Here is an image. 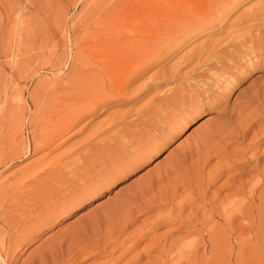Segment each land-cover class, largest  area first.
Segmentation results:
<instances>
[{
	"label": "rangeland",
	"instance_id": "obj_1",
	"mask_svg": "<svg viewBox=\"0 0 264 264\" xmlns=\"http://www.w3.org/2000/svg\"><path fill=\"white\" fill-rule=\"evenodd\" d=\"M224 1L210 23L170 10L161 42L125 24L133 80L93 112L88 63L125 0H0V264H264V69L237 79L264 63V0Z\"/></svg>",
	"mask_w": 264,
	"mask_h": 264
},
{
	"label": "bare ground",
	"instance_id": "obj_2",
	"mask_svg": "<svg viewBox=\"0 0 264 264\" xmlns=\"http://www.w3.org/2000/svg\"><path fill=\"white\" fill-rule=\"evenodd\" d=\"M223 1L224 3H226L224 0H125V7L123 6V4H121L119 7H114L111 10L107 11L105 13V15H103L102 20H101V33H99V42L95 51V57H93V63L90 62H86L91 66H94V69H96L97 71V75L95 74L94 77L96 76V89H95V102L93 104V106L89 109L91 111H95L97 108H99L98 106H100L101 104L105 103L106 101H110L113 100V96H109L108 93H106V89L109 87H112L111 89H116V87L120 86L123 84V82H127V80L130 79L131 76H125V60L123 59H119L118 56L120 54V50H119V46L121 44H126L129 43L127 42V39H125V30H127V24H130L131 26L133 25V27H137V28H144L143 30H147L148 36L154 37L155 39H151V40H159L161 42V40L164 39V37L159 36L158 34V22L159 19H161V17L163 15H165L167 12H169L172 9H180L183 8L184 10H188L189 8H191L193 11H195V14L192 15H187L186 19L189 21V23L192 22H197L199 23H204V22H211L212 19H214L216 21L215 18H219L220 16H222V11L220 12L218 9V4L219 6H221V8L224 7V4L221 2ZM234 1V0H233ZM232 1V2H233ZM124 2V1H123ZM230 2L228 5L229 7H231L232 4L235 5V3ZM236 2V1H235ZM240 2V1H239ZM238 5V4H237ZM240 5V4H239ZM212 6H216V8L213 10ZM112 7V6H111ZM239 7V6H238ZM232 9V7H231ZM236 9V8H234ZM233 9V10H234ZM250 10V9H249ZM197 11L200 12H205L204 13H199L196 14ZM21 15V14H20ZM181 20V19H180ZM60 22V21H59ZM188 23V22H187ZM196 23V24H197ZM125 24H126V28H125ZM171 24V23H169ZM195 24V23H194ZM180 25V24H178ZM260 25V24H259ZM130 26V27H131ZM194 26V25H193ZM262 26V24L260 25ZM259 26V28H260ZM132 27V28H133ZM166 27V25H165ZM164 27V28H165ZM181 27V26H180ZM179 27V30H180ZM167 28V27H166ZM171 28V27H170ZM178 28V27H177ZM185 28V27H184ZM188 28V27H187ZM131 29V28H130ZM168 29V28H167ZM172 29V28H171ZM183 29V28H182ZM191 29H193L190 25L189 29L187 31L191 32ZM251 29V28H250ZM142 30V31H143ZM170 30V29H169ZM177 30V29H176ZM184 30V29H183ZM195 30V29H194ZM255 31L257 29H254ZM131 31V30H130ZM172 30H170L171 32ZM181 31V30H180ZM179 31V32H180ZM129 32V31H128ZM169 32V33H170ZM173 32V31H172ZM176 31H174L175 33ZM186 32V31H184ZM188 32V33H190ZM165 33V32H164ZM173 33V35H175ZM178 33V32H177ZM182 32H180L179 34L181 35ZM187 33V32H186ZM187 33V34H188ZM192 33V32H191ZM243 33V32H242ZM245 33V32H244ZM251 33V32H250ZM138 34V33H137ZM141 34V33H140ZM186 34V35H187ZM252 34V33H251ZM168 35V34H167ZM184 35V34H183ZM250 35V34H249ZM164 36V35H163ZM246 36V34H245ZM127 37V36H126ZM146 37V36H145ZM167 37V36H166ZM171 37V36H170ZM187 37V36H186ZM189 37V36H188ZM172 38V37H171ZM184 38V37H183ZM245 38V37H244ZM248 38V37H247ZM166 39V38H165ZM169 39V38H168ZM146 39V41L142 42V45H146L149 43V41ZM253 40L254 43H252V47L256 48L259 47L262 49L264 48V32H262L261 30H259L256 35H251L250 37V41ZM126 41V42H125ZM129 41V40H128ZM171 43V40H169ZM178 41V40H177ZM165 42V41H162ZM168 42V41H167ZM226 42V41H225ZM158 43V42H157ZM242 43V42H240ZM238 43V44H240ZM130 44V43H129ZM128 44V46H129ZM134 44V43H133ZM163 44V43H162ZM245 44V43H244ZM125 45V46H126ZM132 45V43H131ZM136 45V44H135ZM174 45V44H173ZM214 45V44H213ZM219 45V44H218ZM250 45V44H249ZM133 46V45H132ZM162 46V45H160ZM157 47V46H155ZM164 47V46H163ZM201 47V46H200ZM176 48V47H175ZM202 48H205V45L202 46ZM199 48V49H202ZM234 48V46H233ZM238 47H236L237 49ZM259 48V49H260ZM164 49V48H163ZM207 49V48H206ZM218 49V48H217ZM251 49V48H250ZM257 49V48H256ZM159 50V49H158ZM161 50V49H160ZM203 50V49H202ZM231 50V49H230ZM235 50V49H234ZM252 50V49H251ZM255 50V49H254ZM200 51V50H199ZM198 51V52H199ZM204 51V50H203ZM239 51V50H238ZM245 51V50H244ZM158 52V51H156ZM197 52V53H198ZM217 52V51H216ZM152 53V52H150ZM159 53V52H158ZM222 53V51L217 52ZM202 54V52H201ZM225 54V53H224ZM151 56L147 57L142 65H139L140 72H143L144 70L147 69L146 67V63L149 62H154V61H159L157 58H154L153 56H155V54H150ZM195 55V53H194ZM198 55V54H197ZM196 55V56H197ZM200 55V54H199ZM227 55V54H226ZM245 55V54H243ZM158 57V55H157ZM199 57V56H198ZM197 57V58H198ZM244 57V56H243ZM181 58V57H180ZM187 58V57H186ZM217 58V57H215ZM264 60V59H263ZM91 61V60H90ZM264 69V63H253L251 67H249L248 71L244 72L239 78L240 80L245 79V77H247L250 73H253L254 71H262ZM140 76V74H139ZM131 81L133 80V78L130 79ZM234 82V81H233ZM109 86H107V84ZM106 84V85H105ZM105 86H107V88H105ZM110 90V89H109ZM111 91V90H110ZM122 92V91H121ZM229 92V91H228ZM123 93V92H122ZM122 93H119V95H123ZM114 94V93H113ZM115 95H117V93H115ZM125 95V93H124ZM118 96V95H117ZM108 101V102H109ZM88 107H83L80 108L78 111L79 113L77 114L79 118L83 117V113H86V111H88ZM255 115V113H254ZM252 115L251 118L254 116ZM122 116V115H121ZM250 117V116H249ZM248 117V118H249ZM77 118V119H79ZM249 121H246V125L244 124V127L241 128L240 130H242L244 135V132L247 131V127H249L250 124L255 123L259 118L258 117H254ZM257 118V119H255ZM72 119V117H68L67 121L64 122V124L60 127V130L65 132L66 130H68L69 128H71L74 123L72 121H70ZM256 120L255 122H253V120ZM263 119V118H260ZM118 120V118H117ZM78 121V120H77ZM115 121V120H114ZM190 121V120H189ZM189 121H184L185 123L183 124V129H185L188 124ZM76 122V121H75ZM120 124H118V122H114L111 125H109L105 130H110L112 128H116L119 127ZM121 125H123L121 123ZM254 125V124H253ZM106 126V124H105ZM104 126V127H105ZM243 126V125H242ZM59 127L57 128L59 130ZM98 127V126H97ZM182 127V126H181ZM251 128V125H250ZM57 131V130H56ZM249 131V130H248ZM49 132V131H48ZM262 132V131H261ZM246 133V132H245ZM256 134V133H255ZM254 134V135H255ZM262 134V133H261ZM42 135V134H41ZM40 135V136H41ZM60 135V134H59ZM260 135V133H259ZM55 134L51 135V132L48 133L47 136H45L44 139H42L39 143H42L43 145H48L51 142H53V140L57 137H54ZM58 136V135H57ZM257 136V135H256ZM44 137V136H43ZM116 137V136H115ZM119 137V136H118ZM242 137V136H241ZM254 137V136H253ZM252 137V138H253ZM260 137V136H259ZM262 137V136H261ZM264 137V136H263ZM112 138V137H111ZM96 139V138H95ZM255 139V137H254ZM253 139V140H254ZM263 139V138H261ZM108 140V139H107ZM252 140V139H251ZM260 140V139H259ZM257 140V144L258 141ZM90 141V140H89ZM94 141V139H93ZM103 142V140H101V143ZM254 141H252L253 144ZM38 143V144H39ZM37 144V143H36ZM41 144V145H42ZM97 144V143H96ZM256 144V142H255ZM85 145V144H84ZM254 145V144H253ZM40 146V145H39ZM44 148V147H43ZM76 151V150H75ZM83 151V150H81ZM217 152V151H216ZM86 155V154H85ZM217 155V154H216ZM105 156V155H104ZM210 156V155H209ZM220 156V155H219ZM224 156V155H222ZM106 157V156H105ZM212 157V156H210ZM221 157V156H220ZM207 158V157H206ZM218 158V157H217ZM223 158V157H222ZM208 160V159H207ZM223 161V160H222ZM89 162V161H88ZM78 164V163H77ZM92 165V164H91ZM57 166V165H56ZM53 168V167H52ZM51 168V169H52ZM58 168V167H57ZM59 169V168H58ZM26 176V175H25ZM49 176H52V178H64L66 175L58 170L57 172L54 170H51L49 172ZM27 177V176H26ZM24 193V192H23ZM16 197V196H15ZM88 213V212H87ZM83 214V213H82ZM82 214L80 216H82ZM86 214V213H84ZM79 218V217H78ZM136 219V218H135ZM134 219V220H135ZM150 224L152 222H149ZM147 228V227H146ZM151 229V228H150ZM142 230V229H140ZM145 231V230H144ZM143 231V232H144ZM142 232V233H143ZM146 234V233H144ZM143 234V235H144ZM142 235V236H143ZM9 241V240H8ZM21 243V242H20Z\"/></svg>",
	"mask_w": 264,
	"mask_h": 264
}]
</instances>
